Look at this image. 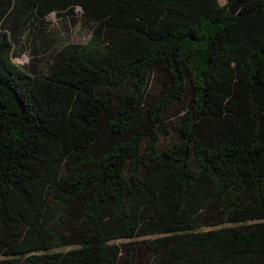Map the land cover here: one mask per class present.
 Listing matches in <instances>:
<instances>
[{"label": "trees", "instance_id": "16d2710c", "mask_svg": "<svg viewBox=\"0 0 264 264\" xmlns=\"http://www.w3.org/2000/svg\"><path fill=\"white\" fill-rule=\"evenodd\" d=\"M0 264H264V0H0Z\"/></svg>", "mask_w": 264, "mask_h": 264}, {"label": "rangeland", "instance_id": "374dc122", "mask_svg": "<svg viewBox=\"0 0 264 264\" xmlns=\"http://www.w3.org/2000/svg\"><path fill=\"white\" fill-rule=\"evenodd\" d=\"M224 1L225 0H221L222 3ZM77 15H80V11H78ZM44 29V36L39 33V30L43 32V26L38 27V29H35V27L31 28L33 32L31 35L27 32L23 34L17 45V48H22V52L19 57L14 60V62L19 65L28 63L30 65L29 70H33L37 74H46L49 70L51 55L55 51V49L51 47L53 43L51 42V45H49V40H56L58 46L56 48L68 43L85 44L89 40L87 27L82 24H73L71 21L69 22V19L66 17H59L56 14H51L47 17ZM121 242H124V240L116 241V243ZM74 248H76V246L64 247L55 249L54 252H65Z\"/></svg>", "mask_w": 264, "mask_h": 264}]
</instances>
